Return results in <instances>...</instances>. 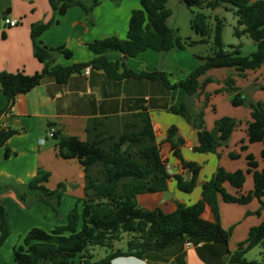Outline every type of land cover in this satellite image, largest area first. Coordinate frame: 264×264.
Instances as JSON below:
<instances>
[{
  "label": "trees",
  "instance_id": "obj_1",
  "mask_svg": "<svg viewBox=\"0 0 264 264\" xmlns=\"http://www.w3.org/2000/svg\"><path fill=\"white\" fill-rule=\"evenodd\" d=\"M54 11L63 15L72 7H81L88 15L102 0H49ZM192 12V29L201 37L199 41H181L176 30L168 25L170 10L168 0H140L139 8L132 11L128 34L125 39L115 36L98 39L88 45L96 55L90 62L69 66L56 64L57 56L72 58V52L64 47H48L39 40L54 21L32 25L34 56L43 63L41 72L27 75L23 71L0 73V90L7 99L3 113H8L19 95L26 94L41 84L47 77L66 83L76 73L92 67L106 72L113 79L146 78L161 80L168 89L181 88L187 99L192 101L204 93L212 78L203 77L212 69L235 70L239 76L247 71H256L264 64V0H179ZM222 5L235 8L237 26L234 35L238 38L248 35L256 45L250 56H242L239 46L228 51L223 43L224 20L218 15H207L204 9L215 11ZM214 20V25H212ZM211 44L210 54L202 58V64L176 84H171L167 74L160 70L135 73L128 68V60L142 52L153 50L169 55L176 48L184 50L186 45ZM117 51L122 57L110 60L105 53ZM226 87L215 93L227 92L232 96L234 106H243L248 100L243 97L234 78L226 80ZM264 91V84L260 86ZM207 99L210 94L205 93ZM174 106L171 112L183 116L197 130L199 153H214L220 157L219 149L228 146L232 134L241 122L223 117L215 122L213 130L205 126L206 104L194 110L190 102ZM250 121L247 123L248 143L264 142V103L250 102ZM16 133L0 124V148ZM88 139L54 135L58 140L59 156L65 160L78 159L85 172V200L81 212L74 208L69 212L65 225L57 226L47 234L40 230L29 231L22 244L13 249L14 264H72L76 257L81 264H111L120 257L143 258L150 252L165 250L173 244L186 241L218 242L228 244L232 229L225 230L221 224L219 200L225 203L248 204L258 199L261 215L264 208V171L253 154L247 155V170L227 171L219 166L213 176L202 184L201 199L190 206L177 202L173 213H165L160 208L149 210L138 203V196L145 193L167 192L169 180L174 177L182 192L191 193L197 186L202 166L187 162L181 154L184 140L177 129L169 130L167 141L173 154L183 167L192 173L190 180L181 175L168 173L167 160L161 154L152 120L147 112L121 117L92 119L86 128ZM248 149L241 146V151ZM10 151H7V155ZM264 158V150L262 151ZM232 159L240 158L237 152L230 153ZM253 177V190L243 193L246 174ZM49 174L39 171L34 185L42 188ZM237 190L231 194L227 186ZM206 206H210L213 220L203 217ZM10 217L0 203V247L10 235ZM123 233H131L126 249H115V244L123 239ZM264 244V220L249 231L248 237L237 250L228 257L227 264H264V261H249L246 254ZM93 247L108 250L106 256L93 261Z\"/></svg>",
  "mask_w": 264,
  "mask_h": 264
},
{
  "label": "crops",
  "instance_id": "obj_2",
  "mask_svg": "<svg viewBox=\"0 0 264 264\" xmlns=\"http://www.w3.org/2000/svg\"><path fill=\"white\" fill-rule=\"evenodd\" d=\"M139 6L140 0H102L89 15L81 7H72L59 15L49 0H0V73L23 71L27 75H34L42 71L43 63L34 56L31 36L33 24L54 21L39 40L48 47L70 50L73 54L71 59L59 55L56 60V64L69 66L93 60L96 55L89 50L88 45L95 40L112 36L125 39L132 11ZM166 9L171 12L168 25L177 31L183 43L186 40H201L192 29L193 14L183 2L168 0ZM4 17L17 19L19 25L15 28L5 27ZM202 45L185 44L184 50L176 48L169 55L147 50L130 58L128 68L135 73L160 70L167 74L171 84H176L203 63L201 57L210 54L209 49L202 48ZM188 51L194 58L191 63L183 61L181 57L182 52ZM105 55L112 61L122 57L117 51H107ZM223 69L226 71L220 75L215 73L216 79L222 84L206 87L204 92L210 94L209 104L205 108V126L211 131L215 122L223 117L234 118L241 125L232 134L228 146L219 149L220 157L214 153L194 151L199 146L197 130L183 116L171 112L172 107H179L189 101L187 95L181 88L168 89L161 80H118L102 70L90 67L89 73L84 70L76 73L64 84L58 83L53 77L45 78L30 92L19 95L6 114L3 111L7 99L0 90V124L16 131L0 148V203L10 217V235L0 247V264H14L13 249L22 244L29 231L37 229L49 234L57 226L67 223L72 209L82 210L85 200L84 169L78 159L65 160L59 156L58 140L48 137L51 128L60 136L86 141V128L92 119L147 112L161 154L172 169L171 175H181L185 180H190L192 173L174 156L172 146L167 141L169 130L175 127L184 140L181 147L183 159L202 166L197 186L191 193L182 192L177 179L172 177L167 192L138 196V203L149 210L160 208L165 213H173L177 202L187 206L197 203L202 197V184L213 176L219 166L229 172L240 169L246 171L249 154L254 155L259 169L264 171V142L248 143L246 130L251 119L250 111L242 115L238 110L228 107V101L232 99L229 93H215L226 87L223 81L228 76L235 79L243 97L248 98L251 94L255 102L264 103V93L260 88L264 84V64L256 71L245 72L242 77L233 69ZM208 77H214L210 71L203 80ZM219 77L222 79L219 80ZM201 94L189 101L194 110L203 106ZM242 145L248 146L244 152L240 150ZM7 151L10 154L7 155ZM232 152L239 153L240 158L232 159ZM39 171L49 174L42 188L34 185ZM227 188L231 194L237 193L231 186ZM252 190L253 177L247 173L242 192ZM260 205L258 199L248 204L219 200L223 228L230 230L234 227L228 244L191 241L188 248L185 243H177L163 251L150 252L141 259L120 257L111 264H227L228 257L237 250L242 239H247L250 229L264 220V209L261 215L248 218L251 214L255 215L254 211L259 210ZM203 217L208 221L213 220L210 206H206ZM256 248H262L261 253L264 254V244ZM250 251L246 254L247 259Z\"/></svg>",
  "mask_w": 264,
  "mask_h": 264
},
{
  "label": "rangeland",
  "instance_id": "obj_3",
  "mask_svg": "<svg viewBox=\"0 0 264 264\" xmlns=\"http://www.w3.org/2000/svg\"><path fill=\"white\" fill-rule=\"evenodd\" d=\"M234 11H235V8L230 6V5H222L221 7L216 9L214 12L209 10V9L203 10V12L207 15H211V16L218 15L219 17H221L224 20V28H223L222 38H223V43H224L225 49L228 51H231L232 46H236V47L239 46L240 51H241V55L247 57L256 51V45L248 35H244L240 38H238L234 35V27L237 26V18L234 14ZM211 22H212V25H214V23H215L214 20H212ZM201 47L202 48L207 47L209 49V51L211 50V44L210 43L206 44V45L203 44ZM189 53H190L189 51L181 53L182 60L187 62V63H191L192 59H194L192 54H189ZM222 71H226V69L219 68V69L210 70V75H212L214 77H212L213 81L207 84V87L211 88L213 86L215 87L216 85L222 84V83L218 82V78L216 79V77H215V73L217 75H220L222 73ZM226 78L228 79L229 77L227 76ZM221 79L222 78L219 77V80H221ZM227 79H225V81H223L224 85H226L225 82ZM262 81H264V80H262ZM261 92L264 93L263 90ZM201 95L203 96V105L205 103L206 107H207L209 104V98L207 99V95L204 93ZM248 96H249L247 98L248 102L245 105L234 106L231 101H228V103H229L228 107H231L234 110H238L242 115H245L246 111H248V110L251 112V107H250L249 103L255 102V100L252 98L251 94H249ZM214 97H215V95H214ZM222 103H224V102H222ZM260 208H261V205H260ZM262 210H261V212H262ZM257 211H254V213L255 212L257 213ZM256 213H255V215H252V214L249 215L248 218H254L257 215ZM232 230L234 231V227ZM131 238H132L131 233H123V239L120 242H117L115 244V249H126L127 243ZM245 239H242V240L244 241ZM262 251H263L262 248H255V249L250 251V253L247 255V257L249 260H262V259H264V256H263L264 254L261 253ZM91 252L94 255L93 261H98L101 258H104L106 256L108 250L106 248H102V247H93ZM72 264H81L80 258L76 257Z\"/></svg>",
  "mask_w": 264,
  "mask_h": 264
},
{
  "label": "built area",
  "instance_id": "obj_4",
  "mask_svg": "<svg viewBox=\"0 0 264 264\" xmlns=\"http://www.w3.org/2000/svg\"><path fill=\"white\" fill-rule=\"evenodd\" d=\"M3 24L7 28H15V27H17L19 25V21L17 19H13V18H10V17H4L3 18ZM89 70H90V67H87V68L84 69L85 73H89ZM54 135H55V129L51 128L49 130V132H48V137L49 138H53ZM185 245H186V247L189 248L191 246V241H186Z\"/></svg>",
  "mask_w": 264,
  "mask_h": 264
},
{
  "label": "water",
  "instance_id": "obj_5",
  "mask_svg": "<svg viewBox=\"0 0 264 264\" xmlns=\"http://www.w3.org/2000/svg\"><path fill=\"white\" fill-rule=\"evenodd\" d=\"M167 170H168V173H169V174L172 173V169L170 168V166H167Z\"/></svg>",
  "mask_w": 264,
  "mask_h": 264
}]
</instances>
